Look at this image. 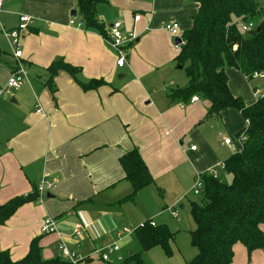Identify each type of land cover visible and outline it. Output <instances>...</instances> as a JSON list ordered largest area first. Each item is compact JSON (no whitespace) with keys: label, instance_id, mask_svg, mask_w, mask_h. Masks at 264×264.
<instances>
[{"label":"crops","instance_id":"0c3cea01","mask_svg":"<svg viewBox=\"0 0 264 264\" xmlns=\"http://www.w3.org/2000/svg\"><path fill=\"white\" fill-rule=\"evenodd\" d=\"M105 1L96 6L105 32L119 21L138 38L121 68L115 64L117 57L106 36L75 27L79 19L74 0H1V28H17L21 15L31 23L20 35L19 60L27 79L19 90L0 96V205L32 194L41 180L53 184L41 200L21 206L0 225V252L7 251L13 261L22 259L30 242L37 239L43 260H64L57 248L63 240L76 255L77 264H95L91 257L98 260V249L117 242V229L134 228L138 223L134 213H139L136 199L117 204L131 191L123 180L119 158L133 148L155 185L146 202V217L137 218L154 220L155 225L167 222L162 213L170 204L182 206L185 193L181 192L191 186L196 173L207 175V170L217 169L241 148L240 143L235 147V139L245 122L237 110L225 109L217 118H209V103L203 98L180 104L168 96L170 89L184 86V79L176 75L173 58L177 51L172 50V40L163 27L177 22L182 35L190 29L197 5L188 0ZM135 15L140 17L137 22ZM0 50L5 53L0 58L2 88L16 60ZM57 60L81 68L79 81L101 79L107 85L83 92L68 74L60 72L52 82V97L45 85L46 68ZM229 70L230 93L247 106L253 104L257 100L254 92L232 90ZM228 138L231 144L223 145ZM165 194L170 195L169 202L161 200ZM169 212L175 217L174 208ZM48 216L57 221L61 236L41 235V222ZM77 224L84 232L74 239L70 232ZM261 230L264 233V226ZM118 242L123 249L113 258L120 264L133 240L126 235ZM152 251L140 247L143 264L149 263ZM231 264H264V251L248 254L235 244Z\"/></svg>","mask_w":264,"mask_h":264},{"label":"trees","instance_id":"16d2710c","mask_svg":"<svg viewBox=\"0 0 264 264\" xmlns=\"http://www.w3.org/2000/svg\"><path fill=\"white\" fill-rule=\"evenodd\" d=\"M105 0H74L80 29L106 36L96 15V6ZM197 5L191 16V27L182 34L184 45L176 52L173 62L187 78L183 88L170 89L173 102L187 104L192 96L209 103L207 117L217 118L225 109L237 110L245 127L241 148L223 163L225 178L201 175L202 191L199 201L189 202V214L194 228L189 231L195 256L186 264H231L233 247L242 245L248 254L264 251V94L247 106L233 96L228 88L227 69L241 73L248 81L255 73L264 72V0H188ZM253 23L252 30L243 32L241 24ZM0 50V58L4 56ZM14 70V68H13ZM12 70V71H13ZM45 85L52 97L54 77L66 73L81 91H94L107 85L101 79L78 80L81 68L63 60L53 61L47 68ZM236 138V139H237ZM123 180L130 193L117 204L132 202L137 193L153 184L145 163L136 148L119 158ZM222 181H226L225 184ZM38 199L36 188L25 197H16L0 205V225H3L23 205ZM141 251L155 247L168 249L175 233L165 225L150 226L144 221L133 230ZM129 260L143 264L138 255ZM0 264H69L58 258L43 260L38 240L33 239L26 255L11 260L7 251L0 252Z\"/></svg>","mask_w":264,"mask_h":264},{"label":"built area","instance_id":"2783aa9c","mask_svg":"<svg viewBox=\"0 0 264 264\" xmlns=\"http://www.w3.org/2000/svg\"><path fill=\"white\" fill-rule=\"evenodd\" d=\"M2 2L0 0V10H1ZM140 17L138 15H135L133 17V21L137 22L139 21ZM31 19L26 16V15H21L18 18V26L15 29L12 30H5L4 28L0 27V33L8 43L11 49V56L14 60H16V66L14 70L11 72L6 84L0 88V96L9 91V90H19L21 88L22 83L27 79V73L26 70L23 66V64L20 62L19 59L22 57V51H21V44H20V35L21 32H24L27 28L28 25H30ZM71 25H73V21L70 22ZM75 27L80 28L78 24H76ZM255 27L253 23H246V24H241L240 28L243 32H247L249 30H252ZM164 31L166 34L171 38L173 44H174V49L178 51L179 47L184 45V40L182 39V35L180 34V28L179 24L174 21H170L164 24L163 27ZM106 41L110 48L115 52L116 54V66L118 68H121L125 64V60L128 56L129 48L132 46L137 38V35L133 30H124L123 24L121 22H114L112 23L106 31ZM177 40L179 43H177ZM263 78L264 77V72L262 73H255L252 76V80L254 78ZM254 94L257 96H261L262 94L259 93V90H255ZM198 100V96H192L189 99V103L193 104ZM238 143L242 142V136L239 137ZM231 140L225 139L223 141V145H230ZM192 149H195L194 147ZM220 167L223 169L224 165L221 164ZM208 176H211L212 178H216L214 174H207ZM201 175H198V180L195 182L194 188H193V194L194 195H199L200 190L202 189V180H201ZM53 188V184L51 182H48L46 180H41L40 184L36 187V192L38 194V198L41 200L43 195L46 192H49ZM174 216V212L171 213ZM143 223V222H142ZM142 223L139 226H142ZM150 226H155L153 222H148ZM40 232L41 235H50V234H57L61 236L63 233L60 231L58 227L57 221L48 216L44 218L41 222V227H40ZM84 232L83 226L77 224L74 226V228L71 230L70 235L74 239L79 238L82 236ZM129 230L123 229L120 231H117L116 236H117V242L122 240L124 236L129 234ZM57 248L61 254V257L67 261L69 264H77V257L76 255L71 252L66 244L64 243L63 240H60V242L57 245ZM119 251V247L116 244H113L109 247H107V252L106 254L101 255V260L104 262H108L110 260V256H113L116 254V252Z\"/></svg>","mask_w":264,"mask_h":264},{"label":"rangeland","instance_id":"374dc122","mask_svg":"<svg viewBox=\"0 0 264 264\" xmlns=\"http://www.w3.org/2000/svg\"><path fill=\"white\" fill-rule=\"evenodd\" d=\"M259 1H263V0H259ZM0 46L2 47L3 51H6L7 53H11L10 46L8 45V43L6 42V40L4 39V37L2 36L1 33H0ZM171 47H172L173 51H176L174 49V44L172 41H171ZM176 68H177V69H175V72L177 73L176 75L179 78L184 79V82H183L184 86H178V87L183 88L186 86V81H187L186 76H185L184 71L182 69L178 68L177 66H176ZM229 71H231V75H232V76H230V81L233 80V83H231V86L233 87L232 90L235 93L238 91H241L242 93L249 91L251 93V91L255 92V90L257 89V90H259L260 94H262V95L264 94V77L263 78H259V77L254 78L251 81H245L246 82L245 83L242 80V77H240V74L238 71H236L234 69L233 70L230 69ZM8 92L13 93L14 91H8ZM233 95H235V94L233 93ZM235 141H236L235 147L238 148V140L235 139ZM205 174H214L216 176V178L223 177L226 180H229V177H226L224 175L223 169L220 166L217 169L207 170V172H205ZM197 176H198V173L195 174L191 186L187 190H184L183 192H181L182 195H183V193H185V195L183 196V199L181 201L182 206L180 207L178 205H171L170 204V206L167 207V210L165 211V213H162L165 215L164 218L167 220V222H160V225H165L170 231H172L174 233L177 232L176 238H175L173 243H170V246L168 249H163L161 247H155L154 249L153 248L149 249V250H153L152 256H149V258H148L149 263H151V264H183L185 261L189 262L191 260V258H193L194 255L196 254L195 253L196 250L193 249L190 245L191 241H190V236L188 234V232L191 231L192 227H193V223H192V220L190 218L188 208H189V201H199L201 198V195L200 196L199 195H193V188H194L195 182L198 180ZM154 188H155V185L150 184L149 186L142 189L141 193L138 192L139 194L137 193L136 197L134 198V200L136 199L135 200V206L139 212L138 214L134 213L135 216H134L133 220L135 222H138V223L133 225L134 228L130 229L128 227H122V228L117 229V231L120 229L121 230H123V229L129 230L130 232H129L128 236H131V240H133L132 247L130 249H128L127 251H124V255H123L124 258L120 264H125V263L133 264V262L129 260L130 254L128 252H130V250H132L131 251L132 254H134V255L139 254V257L141 258L140 246H139L138 242L136 241V239H134L133 230L135 229L136 226L138 227L142 222L146 221V218H143L142 220L139 221L137 217H143V216L146 217L145 216L146 212H147V203L146 202L148 201V198L151 197L149 195L150 190H152ZM201 191H202V189L200 190V193H201ZM142 194H144V195H142ZM156 196H157V198L160 197L158 192H157ZM153 200H154V198H153ZM159 200H160V198H159ZM161 200H165V202H169L171 200V197L169 194H165V197ZM127 206H129V205H127ZM123 208L125 209V206ZM127 208H128V210H132V206L127 207ZM172 208L175 209V217H172L171 215L169 216V214H170L169 210H171ZM147 221L153 222V223L155 222L154 220H151V219H147ZM113 244H116L119 247V252H120V250L123 249V247H122V249L120 248L119 242L113 241V242L109 243L108 245H106L105 247H103L101 250L98 249L96 251V254L99 257V259L97 260L96 258L91 257L92 262L94 261L95 264H119V262L116 261V259H114L113 256H110L112 258L109 260V262H102L100 260V256L103 254H106L107 247H109ZM142 261H144V260L142 259ZM81 264H89V263L83 262Z\"/></svg>","mask_w":264,"mask_h":264},{"label":"water","instance_id":"95a60500","mask_svg":"<svg viewBox=\"0 0 264 264\" xmlns=\"http://www.w3.org/2000/svg\"><path fill=\"white\" fill-rule=\"evenodd\" d=\"M72 16L74 15V12L71 14ZM177 43H179V41L177 40ZM223 184L226 183V181H222Z\"/></svg>","mask_w":264,"mask_h":264}]
</instances>
